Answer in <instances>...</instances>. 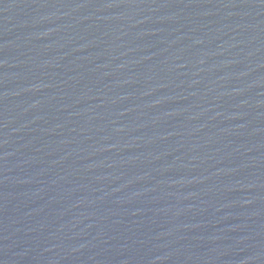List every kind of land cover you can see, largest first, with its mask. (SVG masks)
<instances>
[{
	"label": "water",
	"instance_id": "obj_1",
	"mask_svg": "<svg viewBox=\"0 0 264 264\" xmlns=\"http://www.w3.org/2000/svg\"><path fill=\"white\" fill-rule=\"evenodd\" d=\"M0 264H264V0H0Z\"/></svg>",
	"mask_w": 264,
	"mask_h": 264
}]
</instances>
